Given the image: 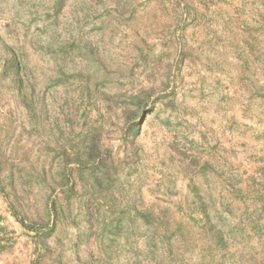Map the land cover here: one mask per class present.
Returning <instances> with one entry per match:
<instances>
[{"label": "rangeland", "instance_id": "rangeland-1", "mask_svg": "<svg viewBox=\"0 0 264 264\" xmlns=\"http://www.w3.org/2000/svg\"><path fill=\"white\" fill-rule=\"evenodd\" d=\"M54 3L0 0V264H264V0Z\"/></svg>", "mask_w": 264, "mask_h": 264}, {"label": "trees", "instance_id": "trees-1", "mask_svg": "<svg viewBox=\"0 0 264 264\" xmlns=\"http://www.w3.org/2000/svg\"><path fill=\"white\" fill-rule=\"evenodd\" d=\"M64 2V0H55L54 6H57L58 2ZM60 6H62V3H60ZM55 14H58L59 10H55ZM61 11V9H60ZM56 22V19H54L52 21V23L54 24ZM75 39L70 42L67 43V45L69 46V48L71 49L73 43H74ZM84 43H87V41H84ZM6 52H5V57H4V61L2 64V71H1V77L7 78L11 84V89L13 91H15V93H17L15 95L16 98V102L19 103L20 106H22L26 111H29V101L27 99V94L25 93V84L26 82H28V59H27V55L24 53V51H18L17 49H9L6 47L5 48ZM86 49L87 53L89 55H92V57L94 58V52L89 48V44H85L84 45V50ZM89 89V87H87ZM86 88V89H87ZM87 140V139H83L82 141ZM86 142V141H85ZM95 147V146H93ZM84 149V153L87 156V160L86 161H82L80 159H76L74 161L75 164H77V168L78 170H80V168L83 170L84 168H86L87 164H91L94 165L96 162V157L94 154V149L91 147L89 148H83ZM92 150V151H91ZM75 156L76 154H78V148L75 150ZM83 152V151H82ZM80 154V153H79ZM65 186V185H64ZM72 190H69L68 192H70ZM72 194H75V192H72ZM66 195V194H65ZM72 197V195H71ZM70 196L67 197L66 199L71 198ZM58 210L61 211L62 214H68L70 215V209H69V203H62L61 201L58 202ZM53 210L55 211L56 208H54L53 206ZM67 212V213H66ZM15 214V213H14ZM142 218H145V222H149L148 220H146V217L141 216ZM107 227V225L105 224V222L102 223V231L104 232ZM52 230V227L49 229ZM38 231V230H37ZM35 231V232H37ZM217 235H219V231L217 232ZM36 240H39V237H36ZM40 244H43L41 241H39Z\"/></svg>", "mask_w": 264, "mask_h": 264}]
</instances>
